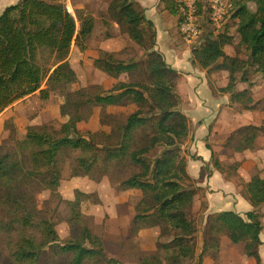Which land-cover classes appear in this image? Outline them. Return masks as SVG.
I'll use <instances>...</instances> for the list:
<instances>
[{
  "label": "trees",
  "instance_id": "obj_1",
  "mask_svg": "<svg viewBox=\"0 0 264 264\" xmlns=\"http://www.w3.org/2000/svg\"><path fill=\"white\" fill-rule=\"evenodd\" d=\"M179 1L161 0L160 9L181 24ZM226 1L227 14L221 26L214 28L215 36L202 39L203 34L191 52L193 66L228 74L227 87H222V91L233 104L237 97L245 96V92L238 93L235 89L238 83L249 82V73L264 82V0ZM229 21L235 24L234 32L242 50L234 51L233 55L226 53L234 38ZM95 23L91 13L82 10L74 15L64 4L56 6L50 0H19L7 7L0 16V115L37 92L42 100H47L49 92L42 88L48 79H69L63 69L70 60L84 58ZM114 30L118 31L114 33ZM100 32L105 40L121 41L118 52H105L94 59L117 84L111 89L99 86L89 101L79 98L75 105L89 102L121 109L135 106L136 110L123 115L121 123L110 129L108 135L91 131L79 134L75 117L65 103L60 106L61 141L52 142L47 133L23 134V139L41 144V149L31 155L37 169L27 172L10 155L0 154V231L19 236L8 264L38 263L43 251L49 252L52 248L64 258L57 264H122L108 259L101 238L81 225L87 193L76 190L65 201L69 222L72 227L77 226V233L71 239L61 240L51 223L56 210L50 207L52 199L59 200L60 196L51 194L43 204L38 203L37 195L46 186L64 179L58 169V159L77 152L80 153L78 166L71 178L80 177L81 171L96 175L101 170L99 161L109 164L111 167L104 169L102 176H108L123 191L142 193L140 198L133 197L136 200L133 225L164 223L161 235L168 236V241L159 244L157 240L164 256L152 255L136 264H203L206 258L221 254L224 236L230 243L243 246L247 260L262 264L259 249L264 179L244 185L245 197L254 208L246 218L226 212L205 219L203 215L208 207L205 201L201 212H195V197L202 192L198 183L206 176L207 168L202 166L198 180L187 170L189 153L183 147L189 136V118L179 108L181 97L176 87L180 73L155 51L156 29L136 0H108ZM241 110H264V94L256 100L246 96ZM105 116V112L101 113V125L105 123ZM136 134L146 144L133 149ZM260 136L264 137V121L261 126H244L233 131L225 145L238 138L235 143L239 144V150L245 144L254 149ZM127 159L133 163L130 172L122 166ZM211 160L215 170L222 174L234 166L222 163L214 152Z\"/></svg>",
  "mask_w": 264,
  "mask_h": 264
},
{
  "label": "crops",
  "instance_id": "obj_2",
  "mask_svg": "<svg viewBox=\"0 0 264 264\" xmlns=\"http://www.w3.org/2000/svg\"><path fill=\"white\" fill-rule=\"evenodd\" d=\"M50 1L57 5L64 4L74 15H76V11L82 10L92 13L98 25L108 11V4L104 0ZM136 1L145 11L147 20L151 21L156 29L157 46L155 51L159 52L164 57L166 63L182 76L181 84L183 85H179L178 88V93L181 97L180 109L190 120L193 140L191 145L188 143L185 145L184 150H187L189 155L195 157L189 158L188 156V173L193 179L198 180L202 166L205 165L209 169V173L206 174L204 180L198 183V187L202 189V192L195 198L193 209L195 212H201L202 204L200 198L203 196V201L208 203V207L203 215L205 219L209 215L217 216L226 212H232L244 217L253 210L251 204L243 197L236 184L225 181L223 176L211 164L212 151H216V148L213 146L216 140L208 139L210 133L216 135L217 132H221L224 125L223 121L227 119L231 122L235 117L227 109L229 98L222 94L214 96L213 92L210 91L208 71L193 66L191 48L186 46L183 41L177 18L167 11L160 9V0ZM206 1L201 0L203 4ZM18 2L19 0H0V16L7 7L15 5ZM207 28L210 31H214L216 27L210 25ZM206 31L203 29L204 34H207ZM102 42L96 40L93 45L88 43L89 51H86L87 53L84 58L69 61L68 67L63 69L68 72L69 79L63 81H51L48 79L45 81L42 89L49 92L47 100H42L40 93L37 92L36 95L29 96L13 104L0 115L1 155H10L14 163H21L25 166L26 170L32 171L37 169L38 165L32 161L31 155L33 152L41 149V144L37 141L23 139V134L35 135L47 133L52 142L61 141L63 135L61 131L60 106L65 103L68 112L75 117L79 134L96 130L97 132L108 133L110 129L119 124L118 109L114 106L104 107L89 102L80 106L75 105V100L79 98H83L85 102L89 101L98 86L111 89L117 84V81L108 75L107 70L103 66L94 63V59L98 58L97 54L100 51H91L90 48L97 44H101V47H104ZM78 63H80L79 69L76 68ZM85 97H88V99ZM103 111L106 113V122L104 125H101L100 120ZM216 115H219L218 119H216ZM206 140L209 142L207 143ZM208 145H211V147ZM197 158L201 160H197ZM61 160L60 158L58 159V169L60 171H62ZM130 168L131 163L127 161L126 170L129 171ZM241 177L244 180V173ZM68 181L73 187H78L81 184H90L82 177L65 180V182ZM85 188L86 186L83 187L84 190L79 189L85 193H89L85 191ZM52 191L50 184L43 192L37 195L38 203H43V200ZM98 191L102 194L104 193L103 190H97L94 193L97 194ZM116 194L120 199L118 204L122 209L120 212L123 214L125 220L123 225L128 226L132 222L135 213L133 208L128 209L126 204L130 203V196H139L141 192L130 190L128 192L119 191ZM64 197L66 200L71 199V196ZM122 200H126L127 203L124 204ZM84 206H86V202L83 204L82 210L84 215L89 217L90 213L85 211ZM108 217L109 220L117 219L114 213H112V217L108 214ZM159 225L163 226L162 223H159ZM102 228V224L100 226L96 225L95 232L102 237L105 252L107 254L109 252L110 257L117 260V255L108 250L106 239L102 235ZM260 238L262 241L260 255L264 264V235L260 236ZM230 250L231 255L228 256L222 248L221 254L218 258L214 259L215 261H211L212 258L208 257L204 260L203 264H237L235 263L237 256H234L232 248ZM243 264H255V262L253 259H248Z\"/></svg>",
  "mask_w": 264,
  "mask_h": 264
},
{
  "label": "rangeland",
  "instance_id": "obj_3",
  "mask_svg": "<svg viewBox=\"0 0 264 264\" xmlns=\"http://www.w3.org/2000/svg\"><path fill=\"white\" fill-rule=\"evenodd\" d=\"M104 1L108 4V0H104ZM224 1L226 2V7H227V1L226 0ZM210 2L211 0H207L206 3L203 4L201 0H199V6H198L199 16H203L205 12L209 10ZM53 5L60 6V4L59 5L53 4ZM226 11H227V8H226ZM179 12H180V5H179ZM180 17H181V12H180ZM229 23L232 24L230 21ZM212 25L215 26L214 24ZM100 26H101V22L99 25L96 24V28L94 30V33L89 43L93 45L95 44L96 40L103 41L102 44H104L103 45L104 47H101V44H97V45L92 46L90 50L100 51L97 54L98 57H101L103 53L105 52H112V51L118 52V50L121 49V41L116 38H112L108 40L103 39L101 32L99 31ZM178 26L180 30V23H178ZM207 26H208L207 24L203 25V29L207 30L206 31L207 34H205L204 38L208 36H211V37L215 36L214 33H216V31L214 32L210 31L209 28H207ZM230 27H231V32L234 35V38L232 39L231 45H229V47L226 48V53L229 55H233L234 51H242V50L238 46L239 40L236 35V32H234L235 24H232ZM117 31L118 30H114L113 32L116 33ZM87 51H89V45H88ZM122 59H124V56L122 57ZM73 60L74 59L70 61H73ZM76 60H79V59H76ZM79 67H80V63L77 64L76 68L79 69ZM208 73H209V86L210 88L212 87L215 91V94L213 95L217 96L218 94H222L223 96H227L228 94L222 91L223 89L222 87L224 88L227 87L228 74L224 71L208 72ZM247 77L249 78V82L248 83H238L235 89L236 91H238V93L245 92V96L237 97L236 102L233 104L229 103L228 105L229 108L227 107V109H229V113L232 116L235 115V117L232 119L231 122L225 119L223 121L224 125L221 129V132H217L216 135H212L210 133L208 137L209 140H216V143L213 144V146L216 148V151H212V153L214 152L216 154V157H218L222 161V163L228 164L229 166L234 165L233 168L231 167L228 172L223 173L225 176L219 171H217V169L216 171L219 172L223 176L225 181L234 182L237 188L239 189L240 193L243 195V197H245V195L247 194L246 189L244 188V185L246 184L245 182L254 181L256 179H264V151H263L264 150V137L263 136H260L257 139L254 149H250L249 144H245L243 149L239 150L240 149L239 144L235 143L238 141V138L233 140L228 146L225 145L229 135L233 131L239 130L244 126H261L264 121V110L245 111V112L241 110L242 101L243 99H246V96H249L252 99L256 100L258 99L259 96L264 94V82L258 79L253 73H249ZM181 80H182V76H180L177 81V87H176L177 91H178L179 85H183L181 84ZM210 91L212 92V89H210ZM85 98L88 99V97H85ZM82 100L84 99L82 98ZM116 108L118 109V118L120 119L119 124L121 123V120H123V115L127 116L136 110L135 106H132L130 108H125V109L123 108L121 109L119 107H116ZM93 113H95V111H93ZM218 118H219V115H216V119ZM105 122H106V116H105ZM92 132L96 133L97 130L92 131ZM98 132L103 133L104 135H108V133H104L101 131H98ZM192 141L193 140H192L191 129H190V120H189V136L187 137V140L185 143L186 144L188 143L189 145H191ZM206 142L208 143L209 141L206 140ZM145 144H146V140L140 138L139 135L136 134L135 135V145L133 149L139 146H143ZM208 146L211 147V145H208ZM184 149H185V146L183 147V151ZM185 151L186 153H189L187 150ZM79 156H80L79 152L72 153V154L70 153V157L66 156V158L61 156L60 157V159H62L61 160L62 161L61 170L64 174V179L60 180L58 183L56 182L51 183V189L53 190L51 194H58L60 196L59 200L58 198L53 197L54 199H52V203L50 206L53 210L56 208V210H54L53 212L51 223L55 231L57 232V234L60 236V239L61 240L71 239V237L76 235L77 233V231H75L77 226L72 227L69 222V211L65 204V201L67 200L65 199L64 196L66 197L71 196L72 198L76 190H80L79 188L83 189V187L86 186L85 191L89 192L86 194L87 196L89 195V198L87 199L86 206H84V208H85V211H88L90 213V216L88 217L84 215L81 225L87 226L93 231L95 235H97L95 232V226L96 225L100 226L102 224L103 225L102 235L106 239L108 250H110L111 253H114L117 255L118 257L117 261H119L122 264H136V263L142 262L146 257L152 256V255L163 257L164 251L160 248V245H157V240L160 241L159 244H163L168 241V236L163 234V237H162L161 235V230L165 226L164 223H162L163 226L159 225V223H155L152 226L143 225L141 227H135L133 225V220H134L133 218L132 222L128 226L123 225L125 220H124L123 214L120 212L122 210L118 204L120 199L116 193L119 191L128 192L130 190L123 191L122 189L119 188V185L116 184V182L109 181L108 176L106 175L102 176L103 170L107 169L108 167H111V165L101 164V162L99 161V165H101V170L98 173H96V175H92V174L85 175V173L81 171L80 177L87 180L90 184H81L78 187H73L71 186L69 181L65 182V180L71 179L70 175L72 171L78 166L77 158ZM188 156L189 158H195V157H192L191 155H188ZM197 160H201V159L197 158ZM127 161L131 163V168L128 171L130 172L133 169V163L131 162L130 159H127L125 164L122 166L124 167V170L127 171L126 170ZM212 162L213 161L211 160V164L213 165ZM19 164L24 168L25 171L31 172V170H28V169L26 170L24 165H22L21 163ZM118 165H120V163L117 164V166ZM206 173H209L208 168L206 170ZM243 173H244V180L241 177ZM225 177L228 178V180ZM43 190H45V188ZM43 190L41 192H43ZM97 190H103L104 193L102 194L98 191V193L95 194L94 191H97ZM51 194L49 196H51ZM141 196H142V193L141 195L134 196V197L140 198ZM131 199H133V196L129 197L130 203H127L126 200H122V202L124 204L127 203L126 205L128 209L133 208L134 210L135 205H136V200L135 199L131 200ZM245 199L250 203V201L246 197ZM45 200H43V203ZM200 200L202 204L203 196L200 198ZM101 211L103 212L101 213ZM253 211H254V208L251 212ZM260 212L262 213V217L260 220L263 226L264 224V205L260 207ZM1 213H2V209H0V219L2 218ZM107 213L111 217H112V213H114L117 219L109 220ZM244 218H246V215L244 216ZM202 221H203L202 219L199 220V228L202 227L201 226ZM263 232L264 230H262L260 236L264 235ZM97 236L100 237L99 235ZM100 238L103 242L102 237ZM18 239H19V236L16 233L9 235V234H6L0 231V264H8L10 262V255L12 251L14 250V246L16 242L18 241ZM221 245H222L223 250L226 251V253L228 254V256L231 255L230 249L231 248L233 249L234 256H237V258L235 259V263L243 264L244 261L247 260L244 254V248L242 245H235V244L230 243L229 240L226 238V236L222 238ZM259 253H260V249H259ZM105 254L108 257V259H112L109 255V252L108 254L105 252ZM218 257H209V258H212L211 261H215L214 259ZM60 261H64V258L56 254V252H54L52 248L51 251L49 252L43 251L40 261L38 263L36 262L35 264H57ZM253 261L255 262V264H257L254 259Z\"/></svg>",
  "mask_w": 264,
  "mask_h": 264
},
{
  "label": "built area",
  "instance_id": "obj_4",
  "mask_svg": "<svg viewBox=\"0 0 264 264\" xmlns=\"http://www.w3.org/2000/svg\"><path fill=\"white\" fill-rule=\"evenodd\" d=\"M180 33L184 43L192 48L203 36V25L214 24L219 28L227 13L224 0H211L210 8L203 16L198 14L199 0H180Z\"/></svg>",
  "mask_w": 264,
  "mask_h": 264
}]
</instances>
